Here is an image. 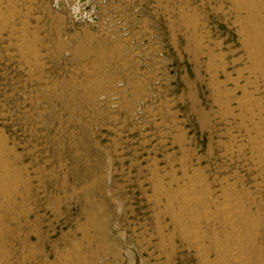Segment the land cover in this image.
<instances>
[{"label":"rangeland","instance_id":"rangeland-1","mask_svg":"<svg viewBox=\"0 0 264 264\" xmlns=\"http://www.w3.org/2000/svg\"><path fill=\"white\" fill-rule=\"evenodd\" d=\"M240 1L0 0V264H264V0Z\"/></svg>","mask_w":264,"mask_h":264},{"label":"bare ground","instance_id":"bare-ground-1","mask_svg":"<svg viewBox=\"0 0 264 264\" xmlns=\"http://www.w3.org/2000/svg\"><path fill=\"white\" fill-rule=\"evenodd\" d=\"M241 1H243V0H241ZM240 1V2H241ZM245 44H246V42H245ZM256 55V54H255ZM255 69V68H254ZM258 71V70H257ZM256 71V72H257ZM251 75V74H250ZM256 75V74H255ZM244 106V105H243ZM248 106V105H247ZM249 106H250V103H249ZM249 106L247 107V108H249ZM246 108V109H247ZM251 108V107H250ZM251 110V109H250ZM247 111H249V110H247ZM260 111V110H259ZM246 112V111H245ZM252 113V112H251ZM246 114H247V112H246ZM254 113H252V114H250V117L253 115ZM246 117V116H245ZM255 130H256V128H254ZM254 130V131H255ZM258 131V130H257ZM260 132V131H259ZM256 134V133H255ZM258 142V141H257ZM256 144V143H255ZM255 144H253L254 146H255ZM256 146L257 147H259V144H256ZM264 146V145H263ZM258 149V148H257ZM260 150V149H259ZM258 150V151H259ZM9 169V168H8ZM5 178V177H4ZM200 183V182H199ZM6 184V183H5ZM6 186V185H5ZM7 187V186H6ZM195 187V186H194ZM3 189V188H2ZM228 189V188H227ZM9 191V190H8ZM201 193H203V192H198V194H197V190H194V188H193V186L192 187H190L188 190H186L185 192H183L182 194V198H183V203H182V205L184 206V208L186 209L185 211L189 214V213H191V214H194V212H196V209L198 208V206L203 202L202 201V199L203 198H206V197H209V196H207V195H203V194H201ZM9 194V193H8ZM222 195V194H221ZM225 197V196H224ZM204 200V199H203ZM206 202V201H205ZM232 202V201H231ZM225 203V202H224ZM223 203V204H224ZM227 203H225V205H226ZM235 204V203H234ZM181 205V204H180ZM203 205V204H202ZM228 206H229V203L227 204ZM201 206V205H200ZM204 206V205H203ZM222 206V208H224L223 207V205H221ZM228 206H225L226 207V209L224 208V210H221V211H224L225 213L224 214H226V215H228V218H226L225 220V222L228 224V223H230V225L232 226L231 228H234V233H232L231 234V236L232 237H235V239H236V237H239V230H238V220L240 219L239 218V216H237V214H235L234 213V211H233V209H230V208H232V207H228ZM227 207H228V212H226L225 210H227ZM221 207L219 208V209H222ZM240 208V207H239ZM204 209V208H203ZM218 209V208H217ZM234 210H236L235 208H234ZM205 212V211H204ZM218 212V211H217ZM191 214H190V216H189V224L191 225H193V228H195L194 230H192V234H193V236H192V240H198L199 239V237H200V234L198 233L199 232V230H200V228L197 226V225H199V219H200V217H201V215H199L200 217L198 218L196 215H194L195 217H197V218H195V217H191ZM197 214V213H196ZM217 214V213H216ZM223 214V216L224 217H226V215H224ZM213 219V218H212ZM204 220H206V219H204ZM252 220V219H251ZM224 221V220H223ZM249 221V220H248ZM243 222V221H242ZM209 224V223H208ZM222 224V223H221ZM251 224V223H250ZM229 225V226H230ZM253 226V225H252ZM247 227V226H246ZM251 228V227H250ZM199 229V230H198ZM215 229V228H214ZM197 230H198V232H197ZM233 230V229H232ZM182 233V232H181ZM213 234V233H212ZM208 235V234H207ZM191 236V235H190ZM207 238V237H206ZM214 238V237H213ZM191 240V241H192ZM199 241V240H198ZM208 242H210V240L208 241ZM197 243V242H196ZM215 243V242H214ZM200 244V243H199ZM203 244V243H202ZM192 245V244H191ZM235 245H236V243H235ZM195 246V245H194ZM197 246H199V245H197ZM196 246V247H197ZM237 247V246H236ZM210 248V247H209ZM233 248V247H232ZM221 250V249H220ZM233 250V249H232ZM202 251V250H201ZM201 251H200V254H201ZM199 252V251H198ZM231 253V252H230ZM206 255V254H205ZM203 257V256H202ZM206 257V256H205ZM226 257V256H225ZM207 258V257H206Z\"/></svg>","mask_w":264,"mask_h":264},{"label":"water","instance_id":"water-1","mask_svg":"<svg viewBox=\"0 0 264 264\" xmlns=\"http://www.w3.org/2000/svg\"><path fill=\"white\" fill-rule=\"evenodd\" d=\"M79 4H80L81 6H83V7L85 8L86 11H88V10L90 9V6H89V0H80V1H79ZM78 15H79V14L77 13V16H78ZM91 18L94 19L93 16H91Z\"/></svg>","mask_w":264,"mask_h":264},{"label":"built area","instance_id":"built-area-1","mask_svg":"<svg viewBox=\"0 0 264 264\" xmlns=\"http://www.w3.org/2000/svg\"><path fill=\"white\" fill-rule=\"evenodd\" d=\"M79 1H80V0H78V5H79V6H77V7H80V6H81V5L79 4ZM89 1H90V0H89ZM89 6H90V4H89ZM77 7H76V10H75L76 15H77V13H78V9H77ZM81 7H83V6H81ZM88 11H90V9H89ZM78 14H79V13H78ZM91 16H93L92 13H91V15H90V18H91ZM78 17H79V15H78ZM93 20H95V16H94V19H93Z\"/></svg>","mask_w":264,"mask_h":264}]
</instances>
